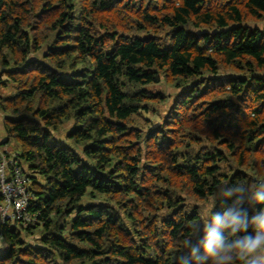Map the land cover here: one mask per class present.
I'll return each mask as SVG.
<instances>
[{
	"label": "trees",
	"instance_id": "trees-1",
	"mask_svg": "<svg viewBox=\"0 0 264 264\" xmlns=\"http://www.w3.org/2000/svg\"><path fill=\"white\" fill-rule=\"evenodd\" d=\"M262 20L264 0H0V108L42 220L1 222L0 264H264ZM163 80L186 88L152 120Z\"/></svg>",
	"mask_w": 264,
	"mask_h": 264
},
{
	"label": "built area",
	"instance_id": "built-area-1",
	"mask_svg": "<svg viewBox=\"0 0 264 264\" xmlns=\"http://www.w3.org/2000/svg\"><path fill=\"white\" fill-rule=\"evenodd\" d=\"M18 155L8 150L0 155V222L10 221L24 229L42 220L30 209V179Z\"/></svg>",
	"mask_w": 264,
	"mask_h": 264
},
{
	"label": "rangeland",
	"instance_id": "rangeland-1",
	"mask_svg": "<svg viewBox=\"0 0 264 264\" xmlns=\"http://www.w3.org/2000/svg\"><path fill=\"white\" fill-rule=\"evenodd\" d=\"M251 25H260L262 27H264V20L262 21H258V22H251L249 23ZM138 32L136 31H133L131 32V34H137ZM140 34V33H138ZM141 36L144 35V34H140ZM159 39V42L161 43V45H167L169 43V37H168V34L166 31H162L160 33V37L158 38ZM1 68V67H0ZM225 74H227L228 72H224ZM5 78V76L3 77ZM146 88L150 89L151 91L153 92H161L163 93L166 97H165V101L164 102H157V103H153L151 104V111L149 113H146V116L151 118L152 120L155 119V118H158L159 117V114L163 115L166 113V109L167 107L170 105V99L169 97L174 94V93H179L181 92L182 90H185V86H180V87H175L172 85V83L168 84L166 83L164 80L161 81L160 83L158 84H152V85H148V86H145ZM15 91V88H14V85L12 83H9V85H7L6 87H1L0 88V92L2 94L4 93H7V94H12L14 93ZM136 119V121L138 122L139 125H143V122H144V119L140 116H135L134 117ZM157 120V119H156ZM155 122V121H153ZM70 127V123H66L62 129H60L58 132H55V136L58 137L59 139L64 138V134H65V130L68 129ZM10 143H11V146H16L18 145V143L14 140H10ZM23 164V167H24V164L25 163H22ZM25 168V167H24ZM222 170H226L228 172L229 170V167L226 166V164H222ZM27 173L29 172L28 171V168H27ZM192 204H196L194 201L191 200ZM212 204H208L207 206H205L204 209H202V212H203V216H208L209 212L212 210ZM201 229L203 230H207L208 229V221H207V224H204L202 222L201 224ZM206 228V229H204ZM39 231H37L38 233ZM24 236L25 238H27L31 243H36L37 242V234L36 235H31V234H27L26 232H24ZM4 243L5 244H8L7 241L4 240ZM8 248H9V244H8ZM7 251V250H6ZM6 251L4 252H0V254H3L5 253ZM257 258L261 259L264 261V251L257 255Z\"/></svg>",
	"mask_w": 264,
	"mask_h": 264
},
{
	"label": "crops",
	"instance_id": "crops-1",
	"mask_svg": "<svg viewBox=\"0 0 264 264\" xmlns=\"http://www.w3.org/2000/svg\"><path fill=\"white\" fill-rule=\"evenodd\" d=\"M3 68H0V74L2 73ZM4 77V76H2ZM0 94H2L0 92ZM5 94V93H4ZM8 117V114H6L1 108H0V155L7 150L10 152H16L20 153L19 150L16 148V146H11V143L8 141L7 131L5 127V119ZM24 169L27 171V164H24ZM29 173V172H28ZM1 224V222H0ZM8 249V244L4 243V239L2 236H0V252H4Z\"/></svg>",
	"mask_w": 264,
	"mask_h": 264
},
{
	"label": "clouds",
	"instance_id": "clouds-1",
	"mask_svg": "<svg viewBox=\"0 0 264 264\" xmlns=\"http://www.w3.org/2000/svg\"><path fill=\"white\" fill-rule=\"evenodd\" d=\"M220 221L217 220L216 224L219 226ZM220 237L216 230L214 229L212 232L209 233L208 243L206 244L205 248L206 251L210 254H215V250L219 247ZM264 246V231H261L256 236L255 240H251L247 242V249L249 251H255L257 248Z\"/></svg>",
	"mask_w": 264,
	"mask_h": 264
},
{
	"label": "water",
	"instance_id": "water-1",
	"mask_svg": "<svg viewBox=\"0 0 264 264\" xmlns=\"http://www.w3.org/2000/svg\"><path fill=\"white\" fill-rule=\"evenodd\" d=\"M203 223H204V224H207V220H204ZM204 229H206V228H204Z\"/></svg>",
	"mask_w": 264,
	"mask_h": 264
}]
</instances>
